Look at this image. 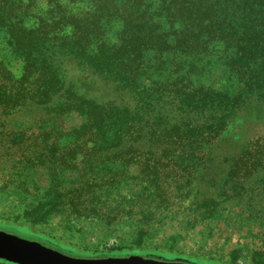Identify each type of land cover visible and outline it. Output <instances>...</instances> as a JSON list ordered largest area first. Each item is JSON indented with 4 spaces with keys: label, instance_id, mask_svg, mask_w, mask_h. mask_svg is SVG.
Listing matches in <instances>:
<instances>
[{
    "label": "trees",
    "instance_id": "trees-1",
    "mask_svg": "<svg viewBox=\"0 0 264 264\" xmlns=\"http://www.w3.org/2000/svg\"><path fill=\"white\" fill-rule=\"evenodd\" d=\"M44 1L50 18L31 26L30 12L39 0H0V32L22 65L15 77L8 64L0 63V108L10 116L31 104L49 117L44 123H51L38 139L19 142L17 150L27 153L22 156L29 164L39 159L52 165L53 178L58 172L76 175L72 183L57 177L39 206L84 219L98 217L118 200L110 217L119 218L131 204L167 209L187 201L208 150L247 102H264V0H67L68 7L87 5L80 14L69 11L64 0ZM218 53L217 62L235 85H195L192 76L205 69L198 64L208 65ZM69 62L135 94L138 106L79 95L67 87ZM161 71L173 72L166 78ZM169 112L176 118L171 120ZM75 116L81 119L78 126L60 121ZM52 140L75 146L60 154L54 144L46 148ZM263 172L264 133L232 160L227 183L236 189L231 196L201 204L199 219H232L224 218L221 205L249 194L245 183ZM130 186L138 189L124 195L122 189ZM231 215L239 222L254 220ZM29 238L74 258L126 257H88L42 236Z\"/></svg>",
    "mask_w": 264,
    "mask_h": 264
},
{
    "label": "rangeland",
    "instance_id": "rangeland-1",
    "mask_svg": "<svg viewBox=\"0 0 264 264\" xmlns=\"http://www.w3.org/2000/svg\"><path fill=\"white\" fill-rule=\"evenodd\" d=\"M62 4L67 6V0ZM68 8L74 14L88 10L87 5L81 3ZM49 12L46 1L39 0L36 8L30 12L29 25L34 26L39 19L50 18ZM6 40L4 32H0V63L8 64L15 77H19L22 65L6 46ZM221 56V53L216 54L215 60L208 65L206 62L198 64L205 69H199L192 76L195 85L216 88L235 85L217 62ZM150 65L156 66L157 62L153 61ZM66 67L67 87H72L79 95L98 103L113 102L131 109L138 106L135 94L123 91L117 84L85 73L75 63L69 62ZM170 72L173 71L162 72V76L168 78ZM153 79L157 80V72ZM169 114L171 120L176 118V114ZM45 120H49L46 113L31 104L19 108L10 116L0 108V226L17 230L19 234L16 233V236L26 240L34 241L30 236L51 239L64 248L88 257L118 254L127 258L154 257L153 260L160 258L190 264H264V172L245 183L249 194L241 200L232 199L221 205L224 218L230 216L232 219L214 221L200 220L198 217L202 213L201 204L210 199L223 202L236 189L235 184L227 183L229 168L242 149L264 133V102H247L227 132L208 150L205 166L195 174L188 188L187 201L167 209H147L131 204L122 208L125 214L119 218L110 217L117 209L118 200L111 209L98 213V217L84 219L48 213V207L39 206L62 173L58 172L53 178L48 173L52 165H41L39 159L34 160L33 165L29 164V161H24L27 153L17 149L19 142L41 136L44 126L51 124L44 123ZM60 121L66 127L81 123L76 116ZM57 143L52 140L46 148L54 144L61 154L68 150L66 148L73 149L75 146L63 141ZM20 146L23 147V143ZM23 153L26 156L23 157ZM131 172L136 174L134 170ZM60 177L69 183L76 180L73 172L63 173ZM135 188L138 189L130 186L122 189V192L124 195L131 194L136 191ZM116 195V192L110 191V197L115 198ZM232 212L245 220L254 216V220H233ZM0 231L12 234L6 230ZM0 264L12 263L0 260Z\"/></svg>",
    "mask_w": 264,
    "mask_h": 264
},
{
    "label": "water",
    "instance_id": "water-1",
    "mask_svg": "<svg viewBox=\"0 0 264 264\" xmlns=\"http://www.w3.org/2000/svg\"><path fill=\"white\" fill-rule=\"evenodd\" d=\"M0 260L12 264H190L144 258L82 259L65 255L36 241L0 231Z\"/></svg>",
    "mask_w": 264,
    "mask_h": 264
}]
</instances>
